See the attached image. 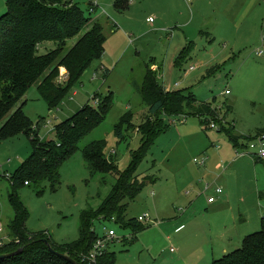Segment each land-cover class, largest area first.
<instances>
[{
  "label": "rangeland",
  "instance_id": "rangeland-1",
  "mask_svg": "<svg viewBox=\"0 0 264 264\" xmlns=\"http://www.w3.org/2000/svg\"><path fill=\"white\" fill-rule=\"evenodd\" d=\"M94 1L99 9L91 15L89 0H74V4L103 25L106 44L102 59L88 67L57 107L50 109L37 86L18 106L24 104V113L37 128V141H51L57 126L88 104L96 106L97 94L101 99L110 98L112 105L104 122L81 139L78 152L61 167L55 190L49 180L21 188L18 197L29 214L27 229L32 234H46L56 246L79 238L82 214L96 211L116 184L114 175L92 174L83 150L105 140L108 161L123 173L131 169L146 136L140 130L127 131L126 125L127 140L120 142L116 127L128 113L135 126L145 121L148 107L141 89L151 70L160 86L175 88L179 84L176 89L185 95L192 93L199 102H210L223 111L232 107V112L216 129L211 128L212 120L198 116H160L163 131L153 135L151 148L138 159L135 170L139 180L151 181L135 200L124 202L127 220L147 216L144 229L134 233L99 218L93 229L100 237L106 229L116 233L117 239L109 245L115 264H212L224 256L225 247L241 248L244 236L259 232L264 216V160L253 155L235 160L228 135L231 131L236 137L254 136L264 127V56L257 53L264 50V0H197L192 5L187 0H131L122 13L114 7L116 0ZM191 45L190 57L176 67L181 52ZM52 49L53 45H45L41 54ZM192 67L195 70L190 72ZM213 68L216 72L208 76ZM105 69L109 70L107 77ZM67 78V71L61 70L59 82ZM246 144L242 146L248 147ZM34 152L35 143L25 132L0 139L3 251L10 242L8 225L14 217L10 176ZM204 157L209 159L207 165L195 163ZM223 167L229 170L225 182L230 200L209 208V198L217 196L213 191L208 194L206 188L215 185Z\"/></svg>",
  "mask_w": 264,
  "mask_h": 264
},
{
  "label": "trees",
  "instance_id": "trees-1",
  "mask_svg": "<svg viewBox=\"0 0 264 264\" xmlns=\"http://www.w3.org/2000/svg\"><path fill=\"white\" fill-rule=\"evenodd\" d=\"M131 0H116L117 12H125ZM90 8V4H89ZM98 11V9H97ZM90 13V10L88 9ZM91 15V13H90ZM76 44L68 46L76 40ZM51 44L54 49L41 54L45 45ZM106 37L103 25L92 18L76 4L74 0H8L7 11L0 17V139H5L20 132L32 137L35 152L17 172L10 176L13 193L10 195L14 217L8 225L10 242L0 248V255H8L24 249L19 256L0 260V264H71L49 252L43 240H48L57 252L67 255L79 264L82 256L89 254L99 238L93 229V222L114 221L124 229L140 232L144 226L137 219L127 220L126 200H135L146 187L151 178L139 180L135 176L138 159L142 160L151 148L153 135L161 133L164 125L160 116L170 117L198 116L212 120L214 124L224 125L225 117L232 112L213 107L210 102H199L192 93H168L158 83V77L148 70L141 89L144 104L148 107L145 121L140 126L131 123L132 114L122 117L116 127V135L120 142L127 138V131L140 130L144 139L143 147L136 162L125 173L108 161L105 140L95 142L83 150L92 174L114 175L116 184L107 199L96 211L82 214L79 238L72 243L56 246L46 234H32L27 229L29 214L20 201L18 193L25 185L40 186L45 180L55 190L60 184V169L79 150L81 139L101 125L112 105L111 99H101L97 94V106L88 104L72 118L56 128V138L51 141H37V128L24 113V104L18 106L28 91L37 86L42 98L50 109L57 107L76 86L90 65L102 59L105 53ZM193 46L186 47L175 62L181 67L190 57ZM67 71V80L59 82L61 70ZM216 68L209 70L213 75ZM106 77L109 70L105 71ZM221 119V120H220ZM155 122H152L154 121ZM154 123L155 126H154ZM160 123V124H157ZM224 128L221 127L220 132ZM160 135V134H159ZM158 135V136H159ZM234 148L248 143L259 136H264V127L246 137H236L228 133ZM115 255L106 253L97 264H115ZM212 264H264V217L261 230L247 236L242 247L236 249Z\"/></svg>",
  "mask_w": 264,
  "mask_h": 264
},
{
  "label": "built area",
  "instance_id": "built-area-1",
  "mask_svg": "<svg viewBox=\"0 0 264 264\" xmlns=\"http://www.w3.org/2000/svg\"><path fill=\"white\" fill-rule=\"evenodd\" d=\"M195 0H187V3L192 5ZM90 4V13H96L97 9H99V4L97 1L94 0H89ZM148 22L152 23L153 19L150 18L148 19ZM259 56H264V50H258L257 51ZM195 68H191V70H194ZM225 95H230V91H226ZM98 101H95V105H98ZM216 124H212L211 128L216 129ZM247 144L248 147H243L238 146L235 148L236 156L238 158H241L246 155H253L259 160H264V136H259L254 138V140L249 141ZM208 157H204L199 160H195V163L198 164L199 166L204 167L207 162H208ZM223 194V189L222 188H216L215 189V195L217 196L210 197L209 198V203L213 204L217 201L218 197ZM147 216L140 217L139 222L143 223L146 220ZM3 232V225L0 222V233ZM117 239L116 233L114 231H109L108 229L105 230V235L103 237H100L97 239L95 242L92 250L89 252V254L82 256V261L87 263V264H97L98 261L106 254L109 252V245L113 244L115 240Z\"/></svg>",
  "mask_w": 264,
  "mask_h": 264
},
{
  "label": "crops",
  "instance_id": "crops-1",
  "mask_svg": "<svg viewBox=\"0 0 264 264\" xmlns=\"http://www.w3.org/2000/svg\"><path fill=\"white\" fill-rule=\"evenodd\" d=\"M195 1H197V0H195ZM7 2H8V0H0V17L2 16V15H4L5 13H6V11H7ZM148 19H150V18H148ZM210 39H211V34H210ZM195 70V69H194ZM194 70H191L190 69V72H192V71H194ZM105 71H106V69H105ZM104 71V72H105ZM162 87H163V89L165 90V92H170V93H175V92H180V91H178L176 88H178L179 87V84H176V86H175V88H173V86L172 85H162ZM243 144V143H242ZM247 145V144H246ZM234 147V146H233ZM235 149V148H234ZM245 156H243V158H244ZM242 158V157H241ZM238 159H240V158H238L237 156H236V158H235V160H238ZM195 161V160H194ZM207 165V164H206ZM228 169L226 168V167H223V172H222V174H221V176L218 178V180H216V182H215V185H208L207 186V188H206V192L208 193V194H210L211 195V191H213L214 193H215V189L216 188H221L220 186V184H222L223 186H225V188H226V191L224 192L223 191V194L221 195V196H219L218 197V199H217V201L215 202V203H213V204H210L209 202H208V204H207V206L210 208V207H213V206H216L218 203H224V202H228L229 200H230V197H231V192H230V190L229 189H227V182H225L226 180H227V178L229 177L227 174H228V172H229V170L227 171ZM223 176H224V178H223ZM219 185V186H218ZM211 197H212V195H211ZM228 200V201H227ZM209 201V200H208ZM221 205H219L218 207H220ZM215 209H216V207H214ZM264 217V216H263ZM262 217V218H263ZM184 220V219H183ZM183 226H181L180 228H178L177 229V231H179V229H181ZM223 238H224V236L228 233V227L223 231ZM249 236V235H248ZM247 237V236H246ZM245 236H244V238H246ZM232 240V238H230V241ZM231 245V243H228V245ZM231 248H233V249H228V248H224L222 251H223V255L225 256L226 254H228V252H232V250L234 251V250H236L237 248H240V247H237V246H235V245H233V246H230ZM230 250V251H229ZM222 256V255H221Z\"/></svg>",
  "mask_w": 264,
  "mask_h": 264
},
{
  "label": "water",
  "instance_id": "water-1",
  "mask_svg": "<svg viewBox=\"0 0 264 264\" xmlns=\"http://www.w3.org/2000/svg\"><path fill=\"white\" fill-rule=\"evenodd\" d=\"M43 243L47 246V248L49 249V252L55 256H58L64 260H66L67 262L71 263V264H79L77 263L75 260H73L71 257L61 254L59 252H57L56 250H54V248L51 246L50 242L48 240H43ZM24 249H20L15 253L12 254H8V255H1L0 256V260H5V259H10L12 257H16L19 256L23 253Z\"/></svg>",
  "mask_w": 264,
  "mask_h": 264
}]
</instances>
